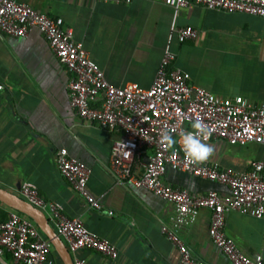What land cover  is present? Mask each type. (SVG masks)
<instances>
[{
    "label": "crops",
    "instance_id": "obj_1",
    "mask_svg": "<svg viewBox=\"0 0 264 264\" xmlns=\"http://www.w3.org/2000/svg\"><path fill=\"white\" fill-rule=\"evenodd\" d=\"M16 1L49 18L62 19L64 27L72 31L73 41L83 46L114 87L127 83L150 87L171 36L173 66L189 74L191 85L218 98H240L264 108L262 18L197 5L175 13L164 0H134L130 4ZM172 26L191 27L197 37L180 44ZM68 79L65 67L39 31L32 29L24 38L0 33V188L23 199L20 186H34L43 200L59 205L66 217L80 219L89 232L117 248L116 260L86 249L77 251L76 255L90 264H176L177 249L162 232L163 227H172V205L143 189L117 183L109 161L120 132L85 122L74 113L69 105ZM208 144L214 146V155L206 163H216L222 169L243 173L252 163L264 161V146L256 143L237 146L212 140ZM61 148L90 170L86 189L99 201L100 210L88 208L60 176L56 151ZM145 155L148 151L140 158L143 162ZM162 181L196 196L209 191L228 193L224 186L172 170L166 171ZM10 212L16 211L0 203V223ZM42 212L55 231L49 211ZM210 217L211 212L202 209L189 227L176 234L194 260L230 264L208 236ZM225 234L249 259L264 258V219L230 211L225 216ZM50 258L53 264H62L54 249ZM0 264L15 263L4 254Z\"/></svg>",
    "mask_w": 264,
    "mask_h": 264
},
{
    "label": "built area",
    "instance_id": "obj_2",
    "mask_svg": "<svg viewBox=\"0 0 264 264\" xmlns=\"http://www.w3.org/2000/svg\"><path fill=\"white\" fill-rule=\"evenodd\" d=\"M104 3L130 4L134 0H99ZM176 13L183 7L201 6L208 10L242 13L264 19V0H164ZM32 29L39 31L69 79L67 83L70 108L83 121L97 123L108 131L118 130L120 136L112 144L110 171L117 183L147 191L170 205L174 210L172 227H163L167 240L176 247V264H204L194 260L176 231L189 227L198 212H211L208 236L230 264H264L260 255L249 259L225 234V216L236 211L257 219H264V161L251 164L249 170L237 173L222 169L216 163L191 166L182 147L167 150L159 139L168 132L177 140L182 132L191 130L197 119L207 126L212 140L229 145L244 146L256 143L264 146V108L240 98L223 99L190 84L187 72L173 66L175 54L168 44L158 69L148 88L135 83L114 87L103 72L89 58L80 43L72 39V31L60 18H49L29 5L16 0H0V33L11 38H24ZM172 33L178 43L197 37L191 27L176 28ZM173 36V34H172ZM3 89L0 86V90ZM148 151L146 160L140 158ZM60 176L71 190L79 195L88 208L100 210L101 205L87 191L90 170L70 157L66 149L56 151ZM167 170L186 174L227 188L221 195L209 191L196 196L163 183ZM19 194L35 208L48 210V218L55 232L65 242L73 264H90L76 255L86 249L106 259L116 260L117 248L107 239L89 232L78 218H68L57 204L43 200L36 188L23 183ZM111 214V213H109ZM52 245L27 217L10 212L0 223V256L9 254L15 264H53Z\"/></svg>",
    "mask_w": 264,
    "mask_h": 264
},
{
    "label": "clouds",
    "instance_id": "obj_3",
    "mask_svg": "<svg viewBox=\"0 0 264 264\" xmlns=\"http://www.w3.org/2000/svg\"><path fill=\"white\" fill-rule=\"evenodd\" d=\"M209 137L208 126L202 120L191 123V130L181 133L179 140L168 132H163L159 143L167 150H175L177 144L182 147L189 165L199 166L206 163L214 155V146L206 143Z\"/></svg>",
    "mask_w": 264,
    "mask_h": 264
},
{
    "label": "water",
    "instance_id": "obj_4",
    "mask_svg": "<svg viewBox=\"0 0 264 264\" xmlns=\"http://www.w3.org/2000/svg\"><path fill=\"white\" fill-rule=\"evenodd\" d=\"M0 203L10 209L22 214L35 223L39 231L50 242L55 253L60 258L62 264H73L71 256L63 243L62 239L57 235L53 228L49 225L44 213L32 206L30 203L19 198L18 196L4 191L0 188Z\"/></svg>",
    "mask_w": 264,
    "mask_h": 264
}]
</instances>
